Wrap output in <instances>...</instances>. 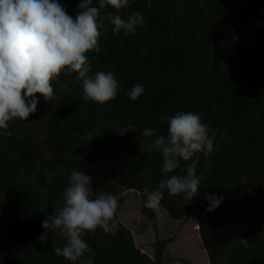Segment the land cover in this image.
Returning a JSON list of instances; mask_svg holds the SVG:
<instances>
[{
  "label": "trees",
  "instance_id": "trees-1",
  "mask_svg": "<svg viewBox=\"0 0 264 264\" xmlns=\"http://www.w3.org/2000/svg\"><path fill=\"white\" fill-rule=\"evenodd\" d=\"M58 2L73 17L79 11L80 0ZM129 2L102 14L127 19L139 11L147 22L127 35H113L106 23L103 51L86 53L92 73L114 70L123 82L117 96L85 101L77 74L62 72L67 86L53 81L57 98L37 94V111L0 135V264H71L52 251L65 242L59 230L38 239L45 216L62 206L71 171L90 175L93 191L155 190L162 160L145 150L151 138L140 133L150 127L166 134L161 117L177 112L198 114L214 147L192 158L198 193L189 200L165 189L159 206L175 220L195 213L209 264H264V0H151V8L149 0ZM137 82L145 91L133 101L125 92ZM129 124L135 130L121 134ZM205 193L223 200L208 211ZM143 213L155 225L153 209L143 205ZM84 238L94 264H163L167 240L156 243L152 259L119 218L115 233L97 229Z\"/></svg>",
  "mask_w": 264,
  "mask_h": 264
},
{
  "label": "clouds",
  "instance_id": "clouds-1",
  "mask_svg": "<svg viewBox=\"0 0 264 264\" xmlns=\"http://www.w3.org/2000/svg\"><path fill=\"white\" fill-rule=\"evenodd\" d=\"M80 0L79 11L73 17L67 13L58 0H0V135L10 136L9 122L28 120L37 111L39 97L45 101L56 99L53 81L61 87L67 85L59 79L62 72L76 73L82 82V99L104 103L114 99L123 89L114 70L91 72L86 53L103 51L100 38L109 31L116 35L121 30L127 35L143 26L147 21L139 11H133L123 19L113 13L102 14L111 7L117 11L131 7L129 0ZM151 0L147 4L151 8ZM145 91L137 82L125 92L135 101ZM161 120L166 122V134L156 129L145 128L140 136L151 138L145 145L147 152L159 153L161 174L155 190L144 189V207L155 209L163 199V190L169 195L184 194L191 200L199 191L200 180L195 169L196 153L210 152L214 147L215 135L209 136L208 126L201 122L198 114L177 112ZM129 124L120 132L134 131ZM89 139H92L89 134ZM144 145V140L139 139ZM192 163L181 167V161ZM179 169L180 173L172 174ZM171 174V175H170ZM92 177L78 167L74 168L67 186L62 192V206L56 208L42 221L41 243L48 238V232L59 230L64 238L62 247H53V253L71 264H94L86 233L97 229L104 233L118 230L119 187L114 191H93ZM207 210L212 211L222 202L223 197L205 193ZM241 243L247 241L241 239ZM85 253H92L85 256Z\"/></svg>",
  "mask_w": 264,
  "mask_h": 264
},
{
  "label": "rangeland",
  "instance_id": "rangeland-1",
  "mask_svg": "<svg viewBox=\"0 0 264 264\" xmlns=\"http://www.w3.org/2000/svg\"><path fill=\"white\" fill-rule=\"evenodd\" d=\"M118 199V218L127 223L135 246L149 257L154 258L156 243L166 239L163 264H209L195 213L186 219L175 220L158 206L153 209L155 225H152L143 213L144 193L132 188L120 193Z\"/></svg>",
  "mask_w": 264,
  "mask_h": 264
},
{
  "label": "crops",
  "instance_id": "crops-1",
  "mask_svg": "<svg viewBox=\"0 0 264 264\" xmlns=\"http://www.w3.org/2000/svg\"><path fill=\"white\" fill-rule=\"evenodd\" d=\"M121 222H122V221H121ZM122 223H123L125 226H127V223H126V222L123 221ZM128 228H129V227H128Z\"/></svg>",
  "mask_w": 264,
  "mask_h": 264
}]
</instances>
